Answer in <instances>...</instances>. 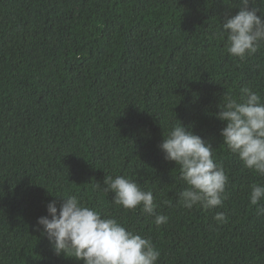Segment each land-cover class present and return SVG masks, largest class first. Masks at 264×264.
I'll list each match as a JSON object with an SVG mask.
<instances>
[{"label":"trees","instance_id":"obj_1","mask_svg":"<svg viewBox=\"0 0 264 264\" xmlns=\"http://www.w3.org/2000/svg\"><path fill=\"white\" fill-rule=\"evenodd\" d=\"M237 4L0 0V264H82L57 255L34 227L63 195L150 238L158 264H264V215L248 198L264 176L227 149L215 116L225 94L236 98L243 87L264 101V42L241 60L220 36ZM254 6L264 13V0ZM178 120L223 165L221 207L178 203L179 165L158 147ZM108 175L151 191L168 222L157 227L139 207L115 205L102 189ZM217 212L226 223L214 220Z\"/></svg>","mask_w":264,"mask_h":264},{"label":"clouds","instance_id":"obj_2","mask_svg":"<svg viewBox=\"0 0 264 264\" xmlns=\"http://www.w3.org/2000/svg\"><path fill=\"white\" fill-rule=\"evenodd\" d=\"M254 5L255 0H238L239 11L221 23L220 36L226 40L227 53L241 60L257 53L264 42V13ZM224 100L215 113L217 119L225 122L220 129L223 144L244 168L264 176V101L250 87L241 88L236 98L225 94ZM162 136L158 147L165 160L179 165L180 179L185 184L178 194V203L189 210L196 205L205 210L221 207L227 199L229 178L223 165L214 159L212 144L180 121ZM95 187L101 188L98 183ZM102 189L113 193L115 205L129 210L139 207L157 227L168 222V217L157 211L159 205L152 192L127 176H104ZM249 189L250 205L257 206L258 216L264 215V184L252 183ZM63 197L59 210L54 200L49 201L48 215L38 217L34 226L38 230L42 227L57 255L63 253L82 264H158L160 252L150 238L127 229L114 217L102 215L76 195ZM162 203L168 205L170 201ZM214 220L222 224L227 217L217 212Z\"/></svg>","mask_w":264,"mask_h":264}]
</instances>
